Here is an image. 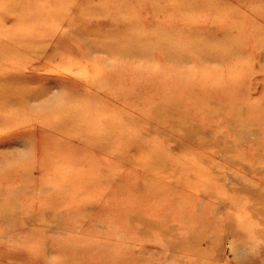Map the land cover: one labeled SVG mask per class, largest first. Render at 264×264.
<instances>
[{
    "label": "rangeland",
    "instance_id": "374dc122",
    "mask_svg": "<svg viewBox=\"0 0 264 264\" xmlns=\"http://www.w3.org/2000/svg\"><path fill=\"white\" fill-rule=\"evenodd\" d=\"M263 252L264 0H0V264Z\"/></svg>",
    "mask_w": 264,
    "mask_h": 264
},
{
    "label": "bare ground",
    "instance_id": "6f19581e",
    "mask_svg": "<svg viewBox=\"0 0 264 264\" xmlns=\"http://www.w3.org/2000/svg\"><path fill=\"white\" fill-rule=\"evenodd\" d=\"M157 6V5H156ZM191 7V6H190ZM264 253V252H263ZM243 255V254H242Z\"/></svg>",
    "mask_w": 264,
    "mask_h": 264
}]
</instances>
